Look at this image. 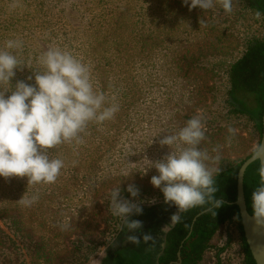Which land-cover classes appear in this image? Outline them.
<instances>
[{
	"label": "rangeland",
	"instance_id": "rangeland-1",
	"mask_svg": "<svg viewBox=\"0 0 264 264\" xmlns=\"http://www.w3.org/2000/svg\"><path fill=\"white\" fill-rule=\"evenodd\" d=\"M257 11L250 0H233L231 13L218 3L190 11L183 0H0V49L8 40L23 45L5 49L21 62L9 91L18 81L35 85V72L44 70L39 57L58 47L90 66L105 106L119 107L112 119L89 122L83 143L48 150L64 161L55 183L0 177V264H117V253L132 264H156L166 228L161 218L177 211L150 182L158 175L151 162L176 147L160 139L199 113L206 122L199 147L214 156L219 146L221 169L241 163L259 145L256 114L236 110L229 74L250 42L264 40V14L259 11L258 20ZM236 95L246 110L254 108L252 94ZM229 127L236 130L230 143ZM129 184L138 197L127 191ZM118 187L142 208L129 217L143 223L136 234L151 233L154 243L124 242L131 233L121 231L123 220L110 211V192ZM37 193L32 206L18 203ZM231 231L219 226L200 242L191 264H239L242 235L239 228Z\"/></svg>",
	"mask_w": 264,
	"mask_h": 264
},
{
	"label": "clouds",
	"instance_id": "clouds-1",
	"mask_svg": "<svg viewBox=\"0 0 264 264\" xmlns=\"http://www.w3.org/2000/svg\"><path fill=\"white\" fill-rule=\"evenodd\" d=\"M217 3L226 13L233 11V0H183L190 11L197 7L209 10ZM260 17L261 13L257 11L255 18L259 20ZM22 46L19 40L5 42V49L19 50ZM5 49H0V177H27L28 185L55 183L64 161L51 156L48 150L65 143H83L81 134L86 132L89 122L110 120L119 107L115 103L105 106V94L93 88L90 66L58 47H50L39 57L44 70L35 72V85L18 81L9 91L14 70L21 62L17 55ZM7 92L11 94L6 97ZM205 132L206 122L198 113L178 133L160 139L162 146L172 149L175 145V150L163 159L151 162L158 172L151 177V184L163 192L165 203L177 208L170 218L172 223L179 221L180 212L206 205L204 211L216 216L215 209L224 204L222 199L215 197L218 189L214 176L222 171L218 166L220 148L214 147L212 151L216 155L211 156L199 147L206 139ZM228 132L230 143L236 130L229 127ZM261 150L260 145L253 146V159ZM258 171L260 181L252 192L251 206L255 222L264 225V160ZM127 191L133 198L139 195V189L133 184L128 185ZM38 200V193L30 197L24 194L18 203L30 207ZM110 211L123 220L121 231L127 229L131 233L125 235V243L139 246L142 241L145 244L155 242L151 233L136 234L143 228V223L129 220V217L142 214V208L123 198L119 187L110 192ZM67 227L61 225L62 230Z\"/></svg>",
	"mask_w": 264,
	"mask_h": 264
},
{
	"label": "trees",
	"instance_id": "trees-1",
	"mask_svg": "<svg viewBox=\"0 0 264 264\" xmlns=\"http://www.w3.org/2000/svg\"><path fill=\"white\" fill-rule=\"evenodd\" d=\"M251 5L264 14V0H250ZM231 83V102L236 106V110L256 114L257 125L261 131V116L264 109V40H254L250 42L241 57H239L230 67ZM250 93L253 96L255 106L251 111L246 110L241 99L236 93ZM243 162V161H242ZM241 162V163H242ZM241 163L229 166L214 176L215 187L218 191L215 193L217 199H222V207L215 209L216 216L210 212H204L198 216L192 226H190L193 217L204 210V207L191 208L185 212L179 213V221L173 227L165 232L163 247L158 257V264H174L178 261L177 251L181 242V261L176 264H191L198 257V247L201 241L211 237L217 228L223 225L229 218L234 217L242 235L244 245V264H255L254 259L245 243L238 207L234 204L236 199V175ZM259 163L254 161L245 171L243 187L247 205L250 214L252 211V192L259 185ZM193 238L192 241H190ZM117 264H132V261L125 262L121 255L117 253Z\"/></svg>",
	"mask_w": 264,
	"mask_h": 264
},
{
	"label": "water",
	"instance_id": "water-1",
	"mask_svg": "<svg viewBox=\"0 0 264 264\" xmlns=\"http://www.w3.org/2000/svg\"><path fill=\"white\" fill-rule=\"evenodd\" d=\"M259 145L261 146V151L257 155L256 159H253V153L249 155L239 166L236 175V199L234 204L238 207V213L240 217L243 237L245 243L251 253L252 258L254 259L255 264H264V225H258L253 219V214H250L247 210L245 195H244V187L243 180L244 174L248 166L254 161H258L259 165L261 160H264V109L261 116V136ZM205 211L197 213L191 222L190 231L188 235L191 233L192 226L198 216H200ZM184 240L181 242L180 248L177 251L178 261H173L172 263L176 264L181 261V247L183 245Z\"/></svg>",
	"mask_w": 264,
	"mask_h": 264
},
{
	"label": "crops",
	"instance_id": "crops-1",
	"mask_svg": "<svg viewBox=\"0 0 264 264\" xmlns=\"http://www.w3.org/2000/svg\"><path fill=\"white\" fill-rule=\"evenodd\" d=\"M174 207H175V206H174ZM175 208H176V207H175ZM175 212H177L175 209H173V210L170 209V211L168 212L169 214H165V215H163L162 218H161V221H162L161 223H162L163 227H164V228L166 227V228L164 229V231L162 232V234H163V235H162V237H163V238H162V243H163V240H164L165 232H166L168 229H170L171 227H173L174 224H175V223H172V222H171V219H170L171 216H172ZM166 225H167V226H166ZM161 251H162V249H161ZM159 255H160V254H159ZM159 255L156 256V257H157V258H156V262H157L156 264H158V257H159Z\"/></svg>",
	"mask_w": 264,
	"mask_h": 264
},
{
	"label": "built area",
	"instance_id": "built-area-1",
	"mask_svg": "<svg viewBox=\"0 0 264 264\" xmlns=\"http://www.w3.org/2000/svg\"><path fill=\"white\" fill-rule=\"evenodd\" d=\"M224 228H225L226 230H232V231H234V233H237V231H238V225H237V223H236L235 218H234V217L229 218V219L224 223ZM232 231H231V232H232ZM241 250H243V249H241ZM243 251H244V250H243ZM243 258H244V252H241V260H240V258L238 257L237 262H239V260H240V263H239V264H242L241 261H242Z\"/></svg>",
	"mask_w": 264,
	"mask_h": 264
}]
</instances>
